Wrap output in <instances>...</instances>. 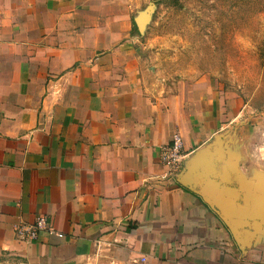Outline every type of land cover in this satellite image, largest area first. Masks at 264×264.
<instances>
[{
  "label": "crops",
  "instance_id": "obj_1",
  "mask_svg": "<svg viewBox=\"0 0 264 264\" xmlns=\"http://www.w3.org/2000/svg\"><path fill=\"white\" fill-rule=\"evenodd\" d=\"M99 11L94 0H0V254L264 264L262 147L224 122L207 88L148 80L121 38L104 36ZM175 134L188 152L181 178L160 161ZM40 216L63 238L20 240L16 227Z\"/></svg>",
  "mask_w": 264,
  "mask_h": 264
},
{
  "label": "rangeland",
  "instance_id": "obj_2",
  "mask_svg": "<svg viewBox=\"0 0 264 264\" xmlns=\"http://www.w3.org/2000/svg\"><path fill=\"white\" fill-rule=\"evenodd\" d=\"M94 6L110 27L104 36L121 38L116 48L148 80L207 88L224 122H242L240 130L264 154V0H94ZM0 264L18 262L0 254Z\"/></svg>",
  "mask_w": 264,
  "mask_h": 264
},
{
  "label": "built area",
  "instance_id": "obj_3",
  "mask_svg": "<svg viewBox=\"0 0 264 264\" xmlns=\"http://www.w3.org/2000/svg\"><path fill=\"white\" fill-rule=\"evenodd\" d=\"M188 152L180 134H175L170 144L162 149L160 161L170 173V176L178 177L184 170ZM17 236L25 243H33L39 240L42 234L63 238L51 221L45 217H37L31 224H20L16 227Z\"/></svg>",
  "mask_w": 264,
  "mask_h": 264
},
{
  "label": "water",
  "instance_id": "obj_4",
  "mask_svg": "<svg viewBox=\"0 0 264 264\" xmlns=\"http://www.w3.org/2000/svg\"><path fill=\"white\" fill-rule=\"evenodd\" d=\"M187 171H188V163L186 161L185 168H184L183 172L177 178L183 177L187 173Z\"/></svg>",
  "mask_w": 264,
  "mask_h": 264
}]
</instances>
